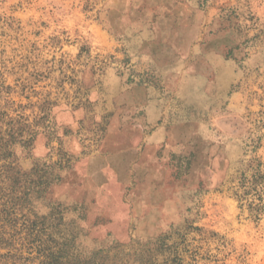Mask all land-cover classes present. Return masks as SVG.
Returning <instances> with one entry per match:
<instances>
[{"label":"rangeland","instance_id":"obj_1","mask_svg":"<svg viewBox=\"0 0 264 264\" xmlns=\"http://www.w3.org/2000/svg\"><path fill=\"white\" fill-rule=\"evenodd\" d=\"M0 264H264V0H0Z\"/></svg>","mask_w":264,"mask_h":264},{"label":"trees","instance_id":"obj_2","mask_svg":"<svg viewBox=\"0 0 264 264\" xmlns=\"http://www.w3.org/2000/svg\"><path fill=\"white\" fill-rule=\"evenodd\" d=\"M2 167L6 168L4 165H3ZM10 170L13 171V169H10ZM15 179H16V178H14V182H15V183H16L17 181L19 182L18 178H17L16 181H15ZM18 182H17V183H18Z\"/></svg>","mask_w":264,"mask_h":264}]
</instances>
